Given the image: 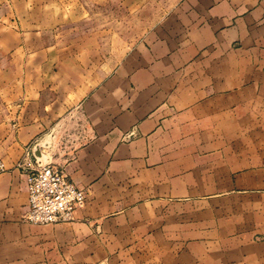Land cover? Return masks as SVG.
<instances>
[{
  "label": "crops",
  "instance_id": "obj_1",
  "mask_svg": "<svg viewBox=\"0 0 264 264\" xmlns=\"http://www.w3.org/2000/svg\"><path fill=\"white\" fill-rule=\"evenodd\" d=\"M164 4L101 68L67 22L14 19L0 264H264V0ZM27 152L85 192L72 222L24 220Z\"/></svg>",
  "mask_w": 264,
  "mask_h": 264
},
{
  "label": "rangeland",
  "instance_id": "obj_2",
  "mask_svg": "<svg viewBox=\"0 0 264 264\" xmlns=\"http://www.w3.org/2000/svg\"><path fill=\"white\" fill-rule=\"evenodd\" d=\"M48 1L0 0V71L8 72L13 69L9 64L10 61H7L8 56L14 54V48L8 45L14 40L12 24L17 17H26L28 8L33 9L30 13L34 14L33 17L39 23L67 22L70 26L67 38L72 41L78 40V45L82 44L80 43L82 40L92 39L93 45L98 46L99 49V68H101L106 41H111L115 47L134 42L143 32L142 30L162 17L164 13L162 7L166 2V0H61V10L58 6H54L52 11L46 12L44 6ZM140 5L145 7L142 15L134 12ZM86 45L90 46V43ZM72 48L67 47V49ZM1 56H4L2 60ZM81 60L83 64L86 62L84 56ZM96 81L98 80H93V83Z\"/></svg>",
  "mask_w": 264,
  "mask_h": 264
},
{
  "label": "built area",
  "instance_id": "obj_3",
  "mask_svg": "<svg viewBox=\"0 0 264 264\" xmlns=\"http://www.w3.org/2000/svg\"><path fill=\"white\" fill-rule=\"evenodd\" d=\"M27 174V212L24 220L34 225H54L74 220L76 211L84 208L86 194L63 171L43 164L26 153L16 165ZM7 170L0 160V174Z\"/></svg>",
  "mask_w": 264,
  "mask_h": 264
}]
</instances>
